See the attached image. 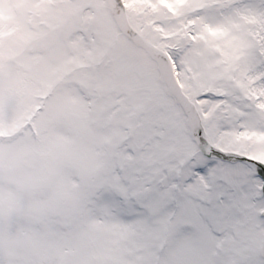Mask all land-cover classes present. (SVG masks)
<instances>
[{
	"label": "snow or ice",
	"instance_id": "snow-or-ice-1",
	"mask_svg": "<svg viewBox=\"0 0 264 264\" xmlns=\"http://www.w3.org/2000/svg\"><path fill=\"white\" fill-rule=\"evenodd\" d=\"M142 4L144 70L72 217L84 264H264V0Z\"/></svg>",
	"mask_w": 264,
	"mask_h": 264
},
{
	"label": "rangeland",
	"instance_id": "rangeland-1",
	"mask_svg": "<svg viewBox=\"0 0 264 264\" xmlns=\"http://www.w3.org/2000/svg\"><path fill=\"white\" fill-rule=\"evenodd\" d=\"M36 1L0 0V30L26 33L0 49V136L17 127L15 133L25 132L0 140V264H84L87 242L72 217L83 212L89 181L104 166L116 101L144 70L146 56L118 32L104 0H45L51 29L30 33L19 11L33 25ZM126 1L139 29L142 0ZM77 18L81 23L72 24ZM71 24L85 39L68 35ZM67 45L77 52L71 56ZM28 122L38 129L35 139ZM70 166L81 167L83 184ZM11 180H22L25 198Z\"/></svg>",
	"mask_w": 264,
	"mask_h": 264
},
{
	"label": "water",
	"instance_id": "water-1",
	"mask_svg": "<svg viewBox=\"0 0 264 264\" xmlns=\"http://www.w3.org/2000/svg\"><path fill=\"white\" fill-rule=\"evenodd\" d=\"M109 6L112 10L114 18L119 26V28L130 38L134 41V34L136 33L134 30L130 28L128 22L125 18L124 9L119 0H108ZM136 43V42H135ZM137 45H140L136 43ZM141 46V45H140Z\"/></svg>",
	"mask_w": 264,
	"mask_h": 264
}]
</instances>
